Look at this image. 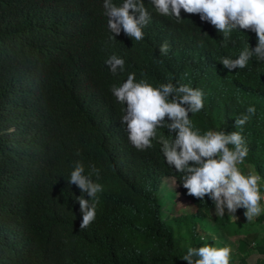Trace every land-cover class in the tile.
Returning a JSON list of instances; mask_svg holds the SVG:
<instances>
[{"label": "trees", "instance_id": "trees-1", "mask_svg": "<svg viewBox=\"0 0 264 264\" xmlns=\"http://www.w3.org/2000/svg\"><path fill=\"white\" fill-rule=\"evenodd\" d=\"M145 6L153 18L137 42L123 31L110 39L103 0H0V264H186L189 247L223 246V235L235 237L239 254L264 255V213L234 222L215 215L207 197L188 195L157 142L146 151L129 143L124 105L111 92L130 72L153 86L171 80L200 88L204 108L190 118L202 132L241 131L235 118L254 105L242 131L246 164L264 177V62L253 57L233 72L219 63L247 42L255 47L256 35L234 31L221 47L222 34L198 15L181 10L177 23L149 0ZM165 40L170 51L162 55ZM112 54L125 60L115 76L105 64ZM76 160L85 174L99 169L104 186L84 229L76 197H88L68 183ZM167 176L190 201V214L169 213L172 193L160 188Z\"/></svg>", "mask_w": 264, "mask_h": 264}, {"label": "clouds", "instance_id": "clouds-1", "mask_svg": "<svg viewBox=\"0 0 264 264\" xmlns=\"http://www.w3.org/2000/svg\"><path fill=\"white\" fill-rule=\"evenodd\" d=\"M149 3L157 14L174 18L177 23L183 20L181 10L198 15L202 22L222 34L221 47L228 46L234 31L255 33V47L247 42L235 58H221L219 63L228 72L246 68L253 57L264 62V0H149ZM103 7L112 34L110 39L115 40L121 31L137 42L144 39V28L153 18L145 0H122L119 5L113 0H103ZM169 51L170 44L165 40L159 46V53L167 55ZM105 64L114 76L125 70L124 58L116 54ZM111 92L117 103L124 105L120 123L125 127L129 143L138 151H146L153 147V141L157 142L165 162L181 174L180 184L188 195L198 200L207 197L214 205L215 215L230 216L234 222L239 219L236 215L239 209H244L247 223L264 213L261 203L264 177L254 165L246 164L250 149L242 134L243 126L256 113L254 105L246 109L247 114L235 118L234 126L241 131L225 132L221 128L202 132L190 118L204 108V91L200 88L177 85L171 80L153 86L144 78L137 80L136 73L130 72L119 86H112ZM160 129H166L168 135L160 133ZM76 154L80 155L79 150ZM98 180L99 169L91 166V172L85 174L83 162H74L68 183L88 197H76L82 214L81 229L89 227L96 218L98 194L104 191ZM178 191L177 195L186 198L179 188ZM188 203L190 206V201ZM189 209L171 215L184 217L192 212L191 207ZM193 227L201 230L197 225ZM232 253L230 246L205 243L189 247L181 260L186 264H231Z\"/></svg>", "mask_w": 264, "mask_h": 264}, {"label": "rangeland", "instance_id": "rangeland-1", "mask_svg": "<svg viewBox=\"0 0 264 264\" xmlns=\"http://www.w3.org/2000/svg\"><path fill=\"white\" fill-rule=\"evenodd\" d=\"M161 190H166L170 193H172V198L169 199V202L171 204V212L170 214H177V213H182V212H187L188 210H190V206H189V200H187L186 198H184L182 195H177V193H179L178 188L174 182L173 178L167 177L164 178L161 182ZM263 204V202H261ZM183 204V205H182ZM244 209L237 215L239 217L238 220H240L241 222H247L246 218L243 215ZM188 223L189 224H194L198 226V222H194L192 217L188 218ZM214 225V224H213ZM215 226V225H214ZM216 227V226H215ZM217 228V227H216ZM216 228L211 227L208 229V233L213 234V236L217 237L220 240V235H223L221 233H215ZM218 230V229H217ZM223 246L227 245L230 246L233 249V253H232V260H231V264L236 261L237 259H239V261L241 262V264H264V255H260L257 252H251L249 254H239L236 251V239L234 236H228L226 237V235H223Z\"/></svg>", "mask_w": 264, "mask_h": 264}]
</instances>
